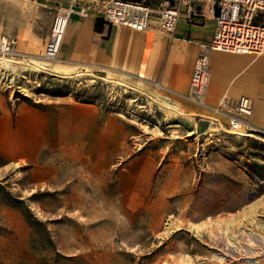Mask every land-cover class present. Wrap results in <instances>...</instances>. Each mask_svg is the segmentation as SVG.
Masks as SVG:
<instances>
[{"label":"rangeland","instance_id":"1","mask_svg":"<svg viewBox=\"0 0 264 264\" xmlns=\"http://www.w3.org/2000/svg\"><path fill=\"white\" fill-rule=\"evenodd\" d=\"M68 4L0 0V35L14 27L16 39L13 55L0 53V68L26 87L12 96L0 82V101L11 112L17 104L95 105L121 119L113 136L120 146L106 152V166L92 136L73 146L65 167L49 144L33 162L0 157V264H264V137L228 133L208 121L209 108L188 100L179 111L130 109L128 87L106 80L107 66L54 72L58 62L42 50ZM1 57L11 62L4 67ZM209 84L208 106L230 94H213ZM111 140L105 136V149Z\"/></svg>","mask_w":264,"mask_h":264},{"label":"crops","instance_id":"2","mask_svg":"<svg viewBox=\"0 0 264 264\" xmlns=\"http://www.w3.org/2000/svg\"><path fill=\"white\" fill-rule=\"evenodd\" d=\"M96 19L95 14L84 19L71 15L53 71L64 74L92 66H107L113 73L105 71L104 78H114L118 83L114 87L118 86L119 90L128 87L132 100L130 109L147 112L184 110L189 78L198 52L197 43L212 37L214 16L207 14L205 19L198 20L201 24L181 18L171 34L161 33L154 25L143 32L126 27H112L109 32L110 27L104 23L102 32L98 33L94 31ZM13 28L8 27L6 34L14 37ZM15 30L18 34V27ZM39 63L45 68L42 62ZM211 65L209 91L250 97L253 114L249 126L253 131L264 133V55L211 52ZM0 110V157L8 163L33 162L49 144L58 152V167H65L69 164L73 146L82 147L86 137L92 136L101 144L96 158L106 166L111 159L106 152L114 153L120 146V140L115 138L121 131V119L105 115L95 105L68 100L40 111L17 104L11 112L0 101ZM247 134L251 135H243ZM106 135H111V142H114L107 149L104 147ZM155 168L156 164L150 163L145 173L152 174ZM56 173H50V182L55 181Z\"/></svg>","mask_w":264,"mask_h":264},{"label":"built area","instance_id":"3","mask_svg":"<svg viewBox=\"0 0 264 264\" xmlns=\"http://www.w3.org/2000/svg\"><path fill=\"white\" fill-rule=\"evenodd\" d=\"M62 9L68 10L69 16L78 14L86 17L94 12L109 27H126L137 32L146 31L154 25L164 34H171L181 18L201 24L198 20L205 19L207 14L213 15L215 30L212 37L197 43L198 52L190 74L186 99L199 107L209 108L211 115L208 121L224 126L228 133L244 136L238 132L253 131L249 126L253 114L250 97H233L225 93L214 106H208L206 89L211 52L264 55V0H87L82 4L79 0H69L68 6L58 10L52 20L42 50L47 59L57 55L56 49L51 47V37L57 32V19ZM64 31L65 28L60 31L62 35ZM15 44L13 36L2 35L0 53L3 56L13 55Z\"/></svg>","mask_w":264,"mask_h":264},{"label":"bare ground","instance_id":"4","mask_svg":"<svg viewBox=\"0 0 264 264\" xmlns=\"http://www.w3.org/2000/svg\"><path fill=\"white\" fill-rule=\"evenodd\" d=\"M59 13L60 14L58 15V19H57L58 23H57V26H56L57 32H55L54 35L51 37V43H52L51 47H52L53 50L56 49V54H58V52L60 50V46L62 44V40L64 38V34H65L66 28H67L66 23H68V21L70 19L68 10L62 9ZM64 28H65V31H64V33L62 35L61 32H62V30H64ZM1 37H0V42H1ZM56 56L57 55H55V58H56ZM1 58H3V57H1ZM2 61L4 62V67L7 66V62L8 63L11 62L10 60L6 59L5 57L2 59ZM209 65H210V57H209ZM210 73H211V68H210ZM0 82H2L6 86V88H10V92H11L12 96H17V95H20V94H24L25 91H26V87L24 86V83L21 80V77L19 75L18 76L17 75L16 76L15 75H11L10 73L2 71V68H0ZM208 82H209V79H208ZM238 133L243 135V134L249 133V132L241 130ZM251 206H252V203H251L250 207Z\"/></svg>","mask_w":264,"mask_h":264},{"label":"trees","instance_id":"5","mask_svg":"<svg viewBox=\"0 0 264 264\" xmlns=\"http://www.w3.org/2000/svg\"><path fill=\"white\" fill-rule=\"evenodd\" d=\"M102 27H103V21L100 18H97L94 25V31L100 33L102 32ZM255 133L261 137H264V134H261L260 132H255ZM244 136H249V135H244ZM262 193H264V191L261 190L258 194H262Z\"/></svg>","mask_w":264,"mask_h":264}]
</instances>
